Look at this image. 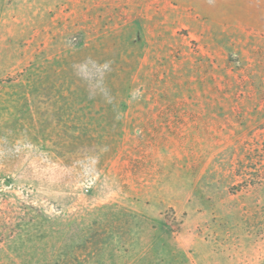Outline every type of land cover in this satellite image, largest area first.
<instances>
[{
	"label": "rangeland",
	"instance_id": "obj_1",
	"mask_svg": "<svg viewBox=\"0 0 264 264\" xmlns=\"http://www.w3.org/2000/svg\"><path fill=\"white\" fill-rule=\"evenodd\" d=\"M0 264H264V0H0Z\"/></svg>",
	"mask_w": 264,
	"mask_h": 264
}]
</instances>
